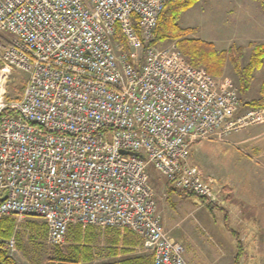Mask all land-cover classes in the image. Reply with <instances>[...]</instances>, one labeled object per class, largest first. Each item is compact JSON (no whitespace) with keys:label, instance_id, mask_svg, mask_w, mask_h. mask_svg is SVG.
<instances>
[{"label":"built area","instance_id":"built-area-1","mask_svg":"<svg viewBox=\"0 0 264 264\" xmlns=\"http://www.w3.org/2000/svg\"><path fill=\"white\" fill-rule=\"evenodd\" d=\"M175 1L0 0V221L40 218L51 246L72 226L129 230L153 264H189L163 227L149 168L219 202L190 152L260 124L264 108L242 112L237 86L175 43L145 47Z\"/></svg>","mask_w":264,"mask_h":264},{"label":"rangeland","instance_id":"rangeland-1","mask_svg":"<svg viewBox=\"0 0 264 264\" xmlns=\"http://www.w3.org/2000/svg\"><path fill=\"white\" fill-rule=\"evenodd\" d=\"M257 2V8H264V0H257ZM235 7V4L229 3L227 9L233 10L234 14L232 16L227 14L229 21H222L218 17L225 16L224 12H221L220 16L216 12H210L207 3L195 5L182 14L179 24L183 28H196V32L190 37L212 42L218 50H227L232 45L243 47V57L240 63L244 66L251 51L250 44L264 42V25L260 28L247 22L240 23V21L230 20V18L247 15V5L241 9ZM252 7L255 8V5ZM21 74H16L15 81L10 85V93H14L11 86L24 82L25 76ZM217 78L221 81H230L237 86L242 112H244L249 108L248 102L259 97V91L264 82V64L260 70L256 71L251 88L245 95L240 94L238 76L230 62H227L224 74ZM189 164L197 167L203 178L212 183L220 195V201L211 203L189 193L174 192L171 199L174 205L171 207V202L166 201L165 183L167 179L151 165L149 174L155 189L157 211L159 210L161 218L162 215L165 217L164 213L174 214L183 230L191 228L190 230L200 232L202 228L197 220L198 213L191 215L192 209L185 210L184 207L187 204L190 208H194L196 204L201 205L204 202L207 208L210 207L207 211L212 212L209 214L214 222L222 224L221 217L226 212L235 219L236 222L233 221L231 226L242 237L247 238L245 242L248 245L249 241L252 243L250 235H254L255 231H258V235L261 234L260 239L264 243V121L257 125L247 126L238 132H232L222 139L198 142L190 152ZM241 216H247L248 220H244ZM42 223V220L37 217H28L20 223L17 221V244L15 249L9 244L8 246L10 254L18 264H58V258L69 257L72 252L67 240L58 246L47 244V235L43 232L38 233L37 226H35L39 225L41 228ZM203 233L207 235L206 232ZM252 248L254 250L259 248L258 242ZM97 249L100 250V248ZM255 253L256 257L252 258L249 264H264V260L263 262L260 260L261 255L258 252Z\"/></svg>","mask_w":264,"mask_h":264},{"label":"trees","instance_id":"trees-1","mask_svg":"<svg viewBox=\"0 0 264 264\" xmlns=\"http://www.w3.org/2000/svg\"><path fill=\"white\" fill-rule=\"evenodd\" d=\"M199 1L200 0H177L167 3L159 17L153 40L150 44L145 45V47L150 45L163 46L169 43H175L189 64L197 68H204L209 74L215 77H221L224 74L227 62H230L238 76L240 94H247L255 79L256 71L260 70L264 64V43L257 42L250 44L251 51L248 61L242 66L240 61L243 57V47L232 45L227 50H218L212 42L190 37L191 34L196 32V28H183L179 24V21L182 14L193 8ZM114 39L122 43L125 50L130 52V47L120 31L116 33ZM11 89L18 98V96L23 93L24 82H21L20 85L11 86ZM11 99L13 98L9 97V100ZM248 107L264 108V82L261 85L259 97L249 101ZM168 185L169 193L172 191L187 193L174 188L170 181H168ZM35 226H37L38 233L43 232L44 235H47V229L43 223L41 224V228L39 225ZM43 227L44 231H42ZM16 228L17 220L14 216L4 217L0 221V264H18L10 254L7 243L13 236H16ZM93 230L94 227L83 229L81 226H72L66 238L67 243H69V249H71L72 252L69 254V257L58 258L57 263L81 264L84 262L85 264H90L92 262V249L90 246L92 243L91 231L93 232ZM123 231H125L124 240L127 246L129 242L132 244L129 246L139 245V237L136 234L129 230ZM120 237L121 231L118 233L119 240ZM116 252L124 255L119 261V264H140L139 261L142 259L141 256H133V250L130 248H125Z\"/></svg>","mask_w":264,"mask_h":264},{"label":"crops","instance_id":"crops-1","mask_svg":"<svg viewBox=\"0 0 264 264\" xmlns=\"http://www.w3.org/2000/svg\"><path fill=\"white\" fill-rule=\"evenodd\" d=\"M231 2L235 4V8L237 9L244 8V6L247 5V15L245 17L237 16L235 18H230V20L240 21V23L247 22L260 28L263 27L264 8H257V0H200L196 5L207 3L209 7L208 10H210V12H216L220 14V16L221 12H224L225 16L218 18L222 21H229L226 15L228 14L232 16L234 14L233 10L227 9V6ZM253 5H255V8L252 7ZM259 42L264 43L262 41ZM165 184L167 190L166 201H170L172 207L174 205L171 201L173 193L179 191H172L169 193L168 181H166ZM184 208L185 210L192 209L191 215L195 212L198 213L197 220L202 228L200 232L190 230L191 228L183 230L182 226H180L181 224L175 219L174 214L171 213L167 215L164 213L165 217L162 215V223L166 232L173 239L184 245L185 258L189 264H249L251 259L256 257L255 252H258V254L261 255L260 260L263 262L264 243L260 239L261 234L258 235V231H255L254 235H250L252 236V243L249 241L248 245V243L245 242L247 238L245 236L242 237L239 232L231 226L235 219H233V217L226 212H224L221 217L222 224H218L210 218L209 212L211 211H207L209 209L204 205V202L201 205L196 204L194 208H190V205L185 204ZM241 217L244 220H248L247 216ZM119 231H121L120 240L118 239ZM203 232H206L207 235ZM124 233L125 231L116 228L94 227L93 232L91 231L92 243L90 246L92 249V262L90 264H119V261L124 257V255L116 251L123 250L125 248L133 250V256L142 257L141 261H139L140 264H153L152 254L146 252L144 249V240L139 237V245L129 246L132 245L131 242H129L127 246L124 240ZM257 242L259 244V248H255L254 250L252 246ZM97 248H100V250ZM102 248H104V250H102ZM97 250L98 252H96Z\"/></svg>","mask_w":264,"mask_h":264},{"label":"water","instance_id":"water-1","mask_svg":"<svg viewBox=\"0 0 264 264\" xmlns=\"http://www.w3.org/2000/svg\"><path fill=\"white\" fill-rule=\"evenodd\" d=\"M124 154H127V152H123Z\"/></svg>","mask_w":264,"mask_h":264}]
</instances>
